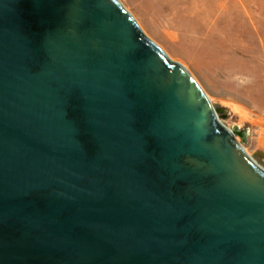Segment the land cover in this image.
<instances>
[{
    "label": "water",
    "instance_id": "obj_1",
    "mask_svg": "<svg viewBox=\"0 0 264 264\" xmlns=\"http://www.w3.org/2000/svg\"><path fill=\"white\" fill-rule=\"evenodd\" d=\"M0 264H264V168L119 0H0Z\"/></svg>",
    "mask_w": 264,
    "mask_h": 264
},
{
    "label": "rangeland",
    "instance_id": "obj_2",
    "mask_svg": "<svg viewBox=\"0 0 264 264\" xmlns=\"http://www.w3.org/2000/svg\"><path fill=\"white\" fill-rule=\"evenodd\" d=\"M264 168V0H120Z\"/></svg>",
    "mask_w": 264,
    "mask_h": 264
},
{
    "label": "bare ground",
    "instance_id": "obj_3",
    "mask_svg": "<svg viewBox=\"0 0 264 264\" xmlns=\"http://www.w3.org/2000/svg\"><path fill=\"white\" fill-rule=\"evenodd\" d=\"M120 1V0H119ZM171 59V58H170ZM172 60V59H171Z\"/></svg>",
    "mask_w": 264,
    "mask_h": 264
}]
</instances>
